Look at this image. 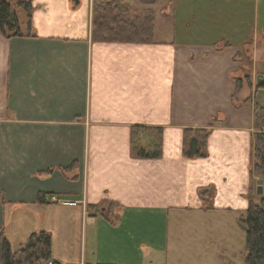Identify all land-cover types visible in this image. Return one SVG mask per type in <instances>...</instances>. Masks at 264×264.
<instances>
[{"label":"crops","instance_id":"obj_1","mask_svg":"<svg viewBox=\"0 0 264 264\" xmlns=\"http://www.w3.org/2000/svg\"><path fill=\"white\" fill-rule=\"evenodd\" d=\"M6 1L23 28L0 31V229L12 251L46 231L57 264H197L215 227L204 218L260 200L264 0H163L160 16L159 0H127L155 13L151 42L94 41L95 0H27L30 30ZM134 126L162 128L160 157H133Z\"/></svg>","mask_w":264,"mask_h":264},{"label":"trees","instance_id":"obj_2","mask_svg":"<svg viewBox=\"0 0 264 264\" xmlns=\"http://www.w3.org/2000/svg\"><path fill=\"white\" fill-rule=\"evenodd\" d=\"M127 0H95L93 10L92 38L94 41L115 42H151L154 39L155 13L151 10L146 14L131 16ZM140 4L151 7L157 0H136ZM29 13L28 30L31 29V3L19 0ZM20 17L14 3L0 0V31L6 37L23 35ZM240 87V84H239ZM259 89H264V77L258 83ZM255 128L253 138L252 173L264 176V107L257 105L255 109ZM209 130L196 136L200 138L197 152L206 156V139ZM192 137V136H191ZM191 139V138H190ZM162 128L139 127L132 129L131 153L135 158H158L161 156ZM190 141V140H189ZM240 224L246 234L245 264H264V195L260 200H252L248 209L240 218ZM51 235L46 231L33 233L23 252H31L42 248L40 255L31 254L34 259L51 258ZM13 252L11 244L4 231L0 229V264H20L17 258L19 252ZM31 256V257H32ZM33 259V258H32ZM30 263V260L28 261ZM57 264V263H55Z\"/></svg>","mask_w":264,"mask_h":264},{"label":"rangeland","instance_id":"obj_3","mask_svg":"<svg viewBox=\"0 0 264 264\" xmlns=\"http://www.w3.org/2000/svg\"><path fill=\"white\" fill-rule=\"evenodd\" d=\"M170 2V1H169ZM174 2V0H172ZM163 0H159V16L160 10L162 6ZM23 8V7H22ZM131 16H136L138 14L141 15L142 12L134 9L133 6H130ZM24 10V8H23ZM192 16V15H191ZM161 18H159V24L157 25V31L163 28L161 25ZM174 15H170V18L167 20L173 22ZM181 23H185L189 29V37L191 39H201L199 35H197L196 30L198 29L196 20H192L191 18L182 19ZM264 24V20L261 18V26ZM172 24L171 28H173V23H169V26ZM180 24V22H179ZM160 32V31H159ZM260 44L263 45L262 39L263 36L260 37ZM261 60L259 61V65H264V54H261ZM261 94V98L264 100V94ZM260 97V96H259ZM256 174V173H255ZM254 195V191H253ZM251 197V199H250ZM250 202L253 200V196H249ZM248 208H237L232 212L219 213L218 216L212 215L211 219L204 218V222H212L215 227L214 229H209L204 227L203 229V237L201 241V246H199V251L197 252V264H245V250H246V234L244 229L240 224V218L245 213ZM40 251L42 248H38V250H34L31 252H23L20 251L17 254V258L20 264H49V261L52 258L48 259H34L35 255H40ZM189 255V253H187ZM32 256V257H31ZM186 257V256H185ZM33 258V259H32ZM30 260V263L28 262ZM183 264L189 262L188 258H184Z\"/></svg>","mask_w":264,"mask_h":264},{"label":"water","instance_id":"obj_4","mask_svg":"<svg viewBox=\"0 0 264 264\" xmlns=\"http://www.w3.org/2000/svg\"><path fill=\"white\" fill-rule=\"evenodd\" d=\"M76 3H78V0H74ZM264 77V73H260L258 75V81L260 82ZM198 149V141L194 142L192 141L191 143V153H194V151H197ZM257 193L259 195H263L264 194V180L263 179H259L258 180V187H257Z\"/></svg>","mask_w":264,"mask_h":264},{"label":"built area","instance_id":"obj_5","mask_svg":"<svg viewBox=\"0 0 264 264\" xmlns=\"http://www.w3.org/2000/svg\"><path fill=\"white\" fill-rule=\"evenodd\" d=\"M251 1H257V0H251ZM49 264H55V262L53 260H50Z\"/></svg>","mask_w":264,"mask_h":264}]
</instances>
